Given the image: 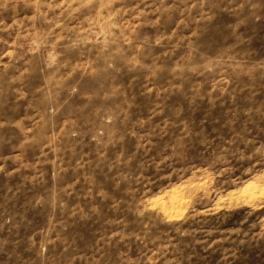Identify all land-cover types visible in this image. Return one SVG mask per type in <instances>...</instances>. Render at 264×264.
Here are the masks:
<instances>
[{
	"label": "rangeland",
	"instance_id": "374dc122",
	"mask_svg": "<svg viewBox=\"0 0 264 264\" xmlns=\"http://www.w3.org/2000/svg\"><path fill=\"white\" fill-rule=\"evenodd\" d=\"M0 264H264V0H0Z\"/></svg>",
	"mask_w": 264,
	"mask_h": 264
}]
</instances>
